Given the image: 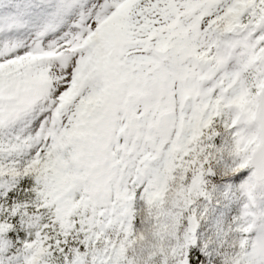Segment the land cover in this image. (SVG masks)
<instances>
[{"label":"snow or ice","instance_id":"1","mask_svg":"<svg viewBox=\"0 0 264 264\" xmlns=\"http://www.w3.org/2000/svg\"><path fill=\"white\" fill-rule=\"evenodd\" d=\"M0 264H264V0H0Z\"/></svg>","mask_w":264,"mask_h":264}]
</instances>
